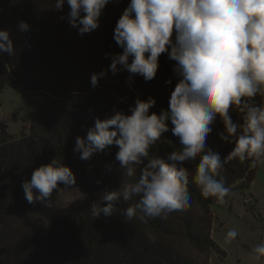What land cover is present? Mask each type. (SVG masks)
Segmentation results:
<instances>
[{
    "label": "trees",
    "instance_id": "obj_1",
    "mask_svg": "<svg viewBox=\"0 0 264 264\" xmlns=\"http://www.w3.org/2000/svg\"><path fill=\"white\" fill-rule=\"evenodd\" d=\"M54 2L0 0V30L10 31L16 49L14 57L0 53V94L11 87L41 97L26 120L31 124L29 133L23 131L14 137L6 130L0 132V264H212L182 251L178 241L198 253L219 256L222 262L226 252L212 238L213 218L208 216L217 203L201 195L191 176V201L205 212L202 215L190 203L167 219L127 222L122 210L138 198L118 202L117 211L110 217L101 214L96 219L91 214L92 203L100 202L105 190L119 191L122 187L123 182L112 172V167L120 168L115 159L119 149L112 145L90 160H81L74 151L76 137L86 138L95 119L112 117L113 109L131 115L129 108L137 98L156 100L150 114L166 110L178 82L173 73L175 62L168 59L167 53L161 54L157 76L150 82L139 76L129 82L127 71L116 76L109 71L93 89L91 75L110 67L111 59L106 54L122 53L113 39L114 29L130 0H111L100 18L99 29L83 37L66 19H60L69 7L65 5L63 12H57ZM20 21L29 23L30 31L21 33L17 27ZM232 115L238 119L237 114ZM212 127L206 147L218 151L223 159L233 145L219 139L222 121L217 119ZM181 147L170 130L152 146L150 156L164 158ZM53 159L70 167L76 185L54 191L51 208L39 202L29 204L22 183L30 181L35 169ZM199 159L184 166L194 174ZM249 165L250 161H229L216 179H223L233 194L243 192L258 172V166ZM74 190L88 193L90 203L79 207L59 204L63 195ZM31 217L41 222L33 223Z\"/></svg>",
    "mask_w": 264,
    "mask_h": 264
},
{
    "label": "clouds",
    "instance_id": "obj_2",
    "mask_svg": "<svg viewBox=\"0 0 264 264\" xmlns=\"http://www.w3.org/2000/svg\"><path fill=\"white\" fill-rule=\"evenodd\" d=\"M110 2L55 0L54 11L63 12L67 5L70 11L60 19H66L83 37L99 29ZM17 27L21 33L30 31L25 21ZM113 39L122 53L106 54L110 67L91 75L93 89L109 71L113 76L127 71L129 82L136 76L145 82L154 80L164 53L175 62L173 73L178 82L168 108L160 114H150L155 99L137 98L129 108L131 115L113 109L112 117L95 119L86 138L76 137L74 151L81 160H90L112 145L119 149L115 159L123 174L122 187L105 190L101 201L92 203L91 214L96 219L101 214L110 217L118 202L138 198L122 210L127 222L167 219L190 206V176L205 199L225 204L231 189L223 179H216L224 165L233 160L250 161L253 168L264 164V0H130ZM0 53L16 55L9 30H0ZM167 83L171 85L172 80ZM233 113L238 119H233ZM217 119L223 123L219 139L233 145L223 159L218 151L206 147ZM170 130L182 147L164 158L150 156L152 146ZM197 157L193 174L184 164ZM76 183L70 167L53 159L35 169L22 187L29 204L39 202L51 208L54 191ZM237 236L235 228L229 230L225 243ZM250 255L254 261L264 259V243L257 244Z\"/></svg>",
    "mask_w": 264,
    "mask_h": 264
},
{
    "label": "rangeland",
    "instance_id": "obj_3",
    "mask_svg": "<svg viewBox=\"0 0 264 264\" xmlns=\"http://www.w3.org/2000/svg\"><path fill=\"white\" fill-rule=\"evenodd\" d=\"M40 101V96H29L21 90L6 88L0 94V132L6 130L14 137L20 136L23 131L29 133L31 124L26 120ZM112 172L123 182L120 168L114 166ZM89 203L88 193L74 190L63 195L59 204L79 207ZM191 203L198 214L205 213L194 201ZM208 216L213 218L212 238L226 252V257L221 262L219 256L198 253L187 243L178 241L177 245L182 251L199 256L202 260H210L212 264H264V259L254 261L250 255L257 244L264 243V164L258 165L256 177L248 189L232 193L225 204L213 205ZM30 219L36 224L41 222L37 217ZM233 228L238 232L237 238L230 244L225 243L226 233Z\"/></svg>",
    "mask_w": 264,
    "mask_h": 264
}]
</instances>
